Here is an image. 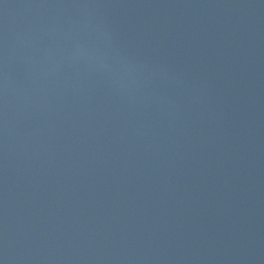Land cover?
Instances as JSON below:
<instances>
[{
    "label": "water",
    "instance_id": "95a60500",
    "mask_svg": "<svg viewBox=\"0 0 264 264\" xmlns=\"http://www.w3.org/2000/svg\"><path fill=\"white\" fill-rule=\"evenodd\" d=\"M0 264H264V0H0Z\"/></svg>",
    "mask_w": 264,
    "mask_h": 264
}]
</instances>
